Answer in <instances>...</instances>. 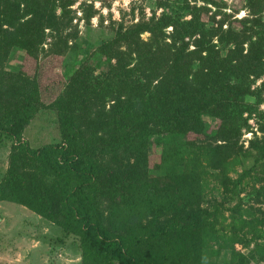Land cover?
Segmentation results:
<instances>
[{"label": "trees", "instance_id": "trees-1", "mask_svg": "<svg viewBox=\"0 0 264 264\" xmlns=\"http://www.w3.org/2000/svg\"><path fill=\"white\" fill-rule=\"evenodd\" d=\"M244 3L234 29L214 0H161L158 16L119 24L96 47L104 72L80 63L44 105L35 75L3 65L12 49L35 59L44 30L54 39L70 25L72 1L0 0V135L13 140L0 202L75 237L79 264H202L205 250L229 253L226 264L264 261V82L251 89L264 74V0ZM94 13L86 6L84 21ZM41 109L55 113L59 141L34 149L21 136ZM252 115L259 136L243 149ZM203 117L217 121L208 134ZM250 173L258 187L247 199L263 209L206 201L208 177L237 197Z\"/></svg>", "mask_w": 264, "mask_h": 264}, {"label": "rangeland", "instance_id": "rangeland-1", "mask_svg": "<svg viewBox=\"0 0 264 264\" xmlns=\"http://www.w3.org/2000/svg\"><path fill=\"white\" fill-rule=\"evenodd\" d=\"M71 1L72 4L67 8L66 17V19H71L70 25L66 29L63 28L54 39L52 33L44 30V41L39 46L35 59L23 55L24 53L18 49H12L3 65L4 71L22 70L26 75H35L40 100L44 105L52 101L67 75L80 63H87L95 76L106 70L107 64L103 57L96 53V47L111 38L119 24L128 26L141 17L146 20L152 12L155 16L161 12V9L155 6L161 0ZM214 1L222 7L221 13L231 16L228 21L232 22L231 25L234 29H237L238 24L233 21L243 18L247 13L244 8V0ZM58 2L59 0H56V3ZM88 5H91L95 13L86 23L83 18V10ZM197 5H200V2ZM207 7L210 13L216 9L210 5ZM59 13L60 10L56 9V14ZM220 15H217L215 20H218ZM262 15L264 21V12ZM225 27L224 24L222 28ZM147 37L146 33L140 35V39L143 41ZM50 45L54 46L53 50L57 52L55 56L48 51ZM263 82L264 74L255 80L251 89H255ZM261 98L262 102L256 109L264 113V92H262ZM242 117L245 118L246 114H243ZM202 121L206 125L205 132L207 134L216 128L217 121L214 119L203 117ZM256 124L255 117L252 115L246 121L248 128H240L239 143L243 145V149L247 147V141L252 138V134L259 136ZM21 137L29 147L34 149L45 144L57 143L59 134L55 113L48 109L39 110ZM154 140L152 138L151 142ZM11 143L13 140L0 135V180L7 166ZM160 147L155 144L150 147L151 163L155 161L154 159L157 160ZM250 163L251 159H247L245 166H249ZM240 171L239 167H235L234 172H228V179H236ZM151 174L154 173L151 172ZM256 177L255 173H250L245 177L241 185L234 189L237 197L229 192H222L215 181L208 177L205 190L206 201L222 204L223 209H228L241 200L242 211L250 206L252 209H263V206L256 204L251 200V197L247 199L251 188L258 187ZM249 209L247 210L248 214ZM223 216L226 219L223 221L224 230L227 231L228 212L224 211ZM241 217L242 219L245 217L243 213ZM233 247L236 252L246 253L238 244ZM209 253L210 251L205 250L202 264H226L228 262L229 253L227 252L221 251L218 256H211ZM79 262L80 251L75 237L64 236L57 227L23 207L0 202V264H79ZM256 264H264V261Z\"/></svg>", "mask_w": 264, "mask_h": 264}]
</instances>
